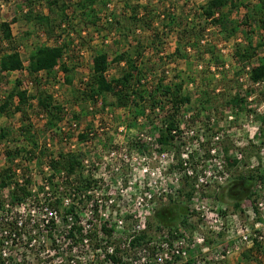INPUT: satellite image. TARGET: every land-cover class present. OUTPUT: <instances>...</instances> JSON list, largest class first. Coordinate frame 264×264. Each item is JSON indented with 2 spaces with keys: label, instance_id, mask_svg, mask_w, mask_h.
Wrapping results in <instances>:
<instances>
[{
  "label": "rangeland",
  "instance_id": "1",
  "mask_svg": "<svg viewBox=\"0 0 264 264\" xmlns=\"http://www.w3.org/2000/svg\"><path fill=\"white\" fill-rule=\"evenodd\" d=\"M48 1L54 0H0V24H10L25 66L36 47L56 43L49 41L42 28L24 16L32 13L56 17L63 6L66 16L76 17L73 12L78 0H57L58 5L52 8ZM209 1L101 0L103 6L98 9L97 19L77 16L72 25L58 31V35L63 36L60 44L69 46L62 63L72 70L70 84L65 82L66 74L61 67H57L51 76L43 73L35 77L27 70L0 73V105L14 91L17 82H21L22 89L33 95L47 92L64 108L63 121L58 125L63 135L59 134V137L47 129V117L37 105L29 110L32 134L49 155L40 156L38 150V156L32 161L28 157H19L17 161L22 164L16 167L20 170V174H16L17 181L29 180L28 188L33 196L43 199L41 184L51 173L44 171L49 157L67 152L78 154L81 162L87 159L91 172L98 176L105 174V180L102 177L97 180L96 187L103 188L102 192L95 193L97 201L102 204L114 201L113 205L109 203L112 207L103 211L107 218L100 217L101 221L92 227V231L97 235L99 224L110 221L111 227H108L115 235L110 244L118 254H133L124 246L134 236L147 244L160 242L168 235L166 233L182 232L191 239L189 253L194 260L203 255L202 248L193 243L196 233L204 237L206 246L213 251L225 244L235 246V240L227 232H219L217 225H208L212 222L210 218L224 217L225 220L227 216H234L238 225L254 232L261 217L258 214L252 221L248 213L251 205L256 211L261 199L255 189L251 196L242 199L235 198L236 192L231 194L245 176L252 174L264 178V87L254 88L250 80L252 70L264 61V44L258 47L264 43V32L254 22L243 25L245 16L258 0H234V7L230 4L217 13L216 18L226 16L223 25H215L204 16L203 7ZM135 10L139 27H134L132 22ZM118 20H124L135 34L124 38V32L117 27ZM239 25L241 27L232 34L233 26ZM248 37L253 48L258 49L257 55L251 61L241 63L236 51L239 46L248 47ZM154 42L155 46H151ZM141 45L143 56H140L142 64L139 65L145 69L141 85L151 93L162 81L165 87L182 84L183 95L191 97V102L177 115L180 133L177 134L178 141L170 148L155 143L174 114L172 105L166 103L165 98L160 97L157 100L160 103L155 106L152 102H142L139 109L132 106L127 110L114 108V99L110 97L105 105L101 100L87 101L81 95L85 82L90 79L95 55L107 53L112 61L126 50ZM0 50H8V45L1 41V34ZM126 67L124 63L120 66L111 63L108 78H119ZM236 97L244 99V103L234 101ZM251 97L254 99L249 101ZM72 122L78 126L76 132L94 133L89 140L87 137L88 144L77 139V133L70 129ZM21 126V115L7 117L0 113V130L11 131V139L0 147V153L7 148L24 147L18 143ZM65 137L69 139L66 145L62 140ZM27 149H31L30 145ZM122 150L127 152L128 163L119 157H111L112 151L118 156ZM3 158L0 156L1 167ZM118 164L122 169L116 171ZM82 169L85 171V167ZM257 181L264 186L261 180ZM11 192L5 191V200ZM84 208L86 211L87 207ZM204 208L209 210V220L204 217ZM113 218L124 220L123 228L115 224ZM142 221L146 222L143 231L138 229ZM29 229L38 230L36 226ZM235 238H239L238 234ZM93 240L90 247L85 245L79 250V256H83L81 264H104L94 251L100 243ZM58 245L65 249L64 243ZM19 250L11 249V264H57L60 259L58 252L51 250L50 242L45 246L46 256L41 258L35 254L37 251L26 255L25 250ZM259 251L254 246L242 245L235 253L233 249L229 259L222 264H264V253ZM247 252H250V259L244 260L243 254Z\"/></svg>",
  "mask_w": 264,
  "mask_h": 264
},
{
  "label": "trees",
  "instance_id": "2",
  "mask_svg": "<svg viewBox=\"0 0 264 264\" xmlns=\"http://www.w3.org/2000/svg\"><path fill=\"white\" fill-rule=\"evenodd\" d=\"M101 3V0H78L76 4L77 9L75 8L73 14H76V17L82 16L86 20H91L92 18L97 19L98 9L103 6H101ZM230 4L234 7V0H210L207 5L203 7V14L206 19L211 21L213 24L223 25L227 18L225 15L220 18H216L217 13L225 9ZM57 5V0H54L53 2L48 1L49 8ZM64 7L66 6L64 5ZM137 16V10H135L132 18L134 27L135 25H137L136 27H139V20L137 19ZM24 17H26V20L34 22L40 26L49 41H54L56 44L36 47L29 55L28 66H25V61L23 60L19 49L15 45V38L10 24L1 23V41L2 43L8 45V50H0V73L11 74L27 70L35 77H40L43 73L47 76H51L57 67H61V70L66 74L65 82L70 84L71 78L69 75L72 70L62 63L69 46L67 43L60 44L63 36L58 35V31L63 29V27H67L66 25H72L76 17L69 18L68 15L66 16V8H63V6L61 10H59L56 17H53L52 14L34 15L32 13ZM251 22L257 24L258 28L264 32V0H258V4L248 11L243 25L248 26ZM125 23L126 22L124 20L117 21V27L122 29L124 32V38L135 34L133 29L126 26ZM240 27V25L233 26L232 34H235ZM248 39L250 40L248 47L242 48L239 46L236 51L237 59L241 63L249 62L257 55L258 49L253 48L252 40L249 37ZM263 44L264 43L259 44L258 47H262ZM151 46H155V42ZM142 48L143 45L139 47L134 46L133 48L126 50L127 52L117 55V57L112 61L107 53L103 52L95 55L92 58L90 79L85 82V89L81 92V95L87 101L101 100L105 105L108 104L107 99L110 97L114 99L112 104L114 108L127 110L132 108V106H136L139 109L142 102L143 104L152 102L155 106L160 103L157 102L160 97L163 99L165 98L166 103L172 105L174 114L169 117L166 129L160 135L158 143L161 147L170 148L178 141L177 134L180 133L177 126V115L183 106L191 102V97L183 95L182 84L165 87L163 86V81L161 84H158L151 93L148 92L149 90L141 85L145 79V69L143 67L141 68V65H139L142 64L141 60H139L143 56V52L141 51ZM179 52L180 50L177 51V53ZM111 63L119 66L122 63L127 65V67L122 70L120 77L117 79L108 78ZM250 80L254 84L264 82V61L259 67L252 70ZM39 84L40 81L37 80L36 85L39 86ZM234 101L244 103V99H239L237 97L234 98ZM34 104L35 106L37 105L39 110L47 117V129L54 132L53 134L56 133L58 137L59 134L63 135L58 125L63 121L64 108L60 104H57L54 97L49 95L47 92L33 95L29 91L22 89L21 82H17L14 91H12L8 95L5 102L0 105V113L7 117H10L11 115H21L22 126L18 132L20 136V141L18 143L24 144V147H16L14 149L7 148L3 153H0V156L4 157V166H0V213L4 210V206L7 201L13 205L25 202V200L31 196V193L27 188L28 185H30L29 180H25V186L27 187H21L18 184L16 176L18 170H16V167H19L22 164V161L18 162L17 159L19 157L27 159L28 157L30 158V161H32L36 156H38V153H36L38 150L40 156L47 157L49 155V151H47V149H43L36 139V136L32 134L33 126L32 123H30L29 110L34 108ZM144 112L145 110L143 113ZM10 139V130H0V147ZM78 139L86 141L87 136L86 134H82L79 135ZM29 145L31 149H27ZM81 163V157L76 153L59 154L58 156L49 157L47 161V165L53 172V175L50 176L48 180L50 186V192L48 193L50 196H48V202L53 208L60 212L61 218L59 226L56 225V221H53L51 228L49 227L48 229V241L51 243V250L55 251L54 253L59 252L62 249V247L58 245L59 243L58 240L55 239V236L64 231V229L66 230L64 231L66 239L65 243L68 247L65 252H69L68 255H73V253L78 251L77 249H79L80 245L83 243L82 228L76 225L78 215L76 214L74 207L67 209L63 207L62 200L59 198L61 185L56 182L57 173L66 172L71 177L80 171L79 169L81 168ZM81 178L82 180H80ZM257 179L264 183L263 177L257 178L252 174L241 178V183L234 188L231 194L235 195V192L238 193L236 194L237 196H235L237 199L251 196L252 191L255 189L258 182ZM76 180L78 184H84L83 186L78 185V188L80 187L82 190L88 186L87 183H91L89 178L84 179L83 176L77 177ZM13 183H15V189L9 196H7L8 200H5L4 193L7 189L13 186ZM64 184L67 185L65 187L72 188L70 187L72 183L69 180L64 181ZM69 218H73L74 223L71 228L68 229ZM18 224L19 220L17 219L11 229H18ZM104 234L109 235L107 231L104 232ZM18 236L19 238L22 237L21 235ZM9 238H11V236ZM32 239L33 238L31 237V243ZM137 243H140L139 239L133 241L134 245ZM262 244L263 243L255 240L254 248L260 250L259 252L263 251L264 253V246ZM2 254L3 244L0 242V264L4 263L2 260ZM243 259L249 260L250 252L243 254Z\"/></svg>",
  "mask_w": 264,
  "mask_h": 264
},
{
  "label": "built area",
  "instance_id": "3",
  "mask_svg": "<svg viewBox=\"0 0 264 264\" xmlns=\"http://www.w3.org/2000/svg\"><path fill=\"white\" fill-rule=\"evenodd\" d=\"M224 67L228 68V65H225ZM252 86L254 88H262L264 87V82L255 84L252 82ZM253 99L254 98L251 97L249 98V101H252ZM70 129L73 132H76L78 130L77 124L72 122ZM63 131H65L64 128ZM76 133L78 139L79 135L82 134H80V132ZM84 134H86L88 140L92 136H94V133L90 131ZM158 139L159 138L155 139V143L157 144V146L159 145ZM62 140H64V144L66 145L69 139L65 137ZM88 140H86L87 144L89 143ZM47 146L50 147L49 144ZM72 149H75V146H73ZM64 154H67V152H65ZM111 157L113 159H117V157H119L123 162H129V157L126 150H122L118 156L116 151H112ZM3 166L4 165L2 164V167ZM82 166L85 167V171H82ZM90 167L91 166L89 165V161L86 159L82 161L80 171L72 175L71 177L66 172L56 174V182L61 185L59 198L62 200L64 208L67 209L74 207L75 212L78 215V221L76 222V225L82 228L83 235V243L80 245L79 249H77L78 251L73 253V255H68L69 252H65V250L68 248L65 243L66 239L64 235V231L66 230L64 229V231L58 234L59 236H55V239L58 240V243L60 245L61 243L65 244V249L61 246L62 249L57 253L58 255H60V259L57 264H81V259L83 256H79V250H81L82 247H85V245H88V247H90L92 241H94L93 238H95V240L97 242L99 241L100 243L96 246V248H94V251L98 253L97 256L100 255V258L104 261V264H222L229 259V256L233 253V249L235 253L236 251L241 249L242 245H246L249 248H252L254 246L255 240L260 243H264V186L260 181H258L255 187V192L261 194V199L257 204L256 211L252 205L248 210L252 221L257 219L258 214L261 215V217H259L258 221L255 224L256 230H254V232H250V230L246 226L242 227L241 225H238L234 216H227L225 217V220L223 219L224 217L211 219L209 217V210H206L204 208V217L206 218V220H209V218L210 221L212 220V222H208V225H217V229H219V232H227V234L230 235V238L235 240L234 248L225 244L220 246L216 251H213L206 246L204 237L196 233L193 239V243L194 245H198L202 248L203 255L199 258L191 260L189 253L191 248V239L186 238V236H184V233L182 232H175L174 235L166 233L168 235L165 236L160 242L150 241L147 242V244L140 242L134 245L133 241L138 239V237L136 238L134 236L130 239L128 244L124 246V248L127 247V249L129 250L131 249L133 251V254L131 256L129 254H118L119 252H117V250H115V248L110 244V241H113L115 238V235H113V230H110L108 227L109 225L111 227L110 221L104 222V224H99L100 230H97V235L93 234L94 231H92V227L101 221L99 220L101 219L100 217L107 218V214L103 211H107L108 208L112 207L111 205H113L114 201H103L104 204H102V202L100 201H97L98 199H96L95 193H99L98 190H100L101 192L103 191V188L96 187L98 184L97 180H100L101 177L105 180V174L103 176H98L99 174L95 175L94 172H91ZM120 169H122V167L118 164V168L116 171H119ZM44 171L51 173L47 176L48 178H45L43 180V183L41 184L42 189L40 196L43 197V199H36L33 196V192H31V190H29V188L25 186L26 179L23 178L18 180V184L21 187H27L29 192L31 193V196L26 199L25 202L16 203L13 205L9 201H7L4 206V210L0 213V242H2L3 244L2 260L4 262L2 264L12 263L11 249L15 252L16 248L20 249L19 252L21 250H25V252L27 253L26 255L30 254V252L37 251L35 253L37 254V257L41 258L43 256H46V254L44 253H46L45 246L47 247V244L49 243L48 229L49 227L51 228L53 221H56V225L59 226L61 218L60 212L53 208L48 202V196H50V194H48L50 192L48 180L50 176L53 175V172L51 171L49 166H45ZM17 174H20V170L17 171ZM45 175H47V173H45ZM79 176H83L84 179L89 178L91 180V183H87L88 186L83 189L84 192L82 189H80V187L78 188V185L82 184H78L76 182V179ZM26 178L28 177L26 176ZM67 180L72 183V185L70 186L72 188L65 187L67 185L64 184V181ZM9 189L13 191L15 189V184L12 186V188ZM9 189L8 191H11ZM148 198L152 199V196L149 195ZM109 203L111 205H109ZM139 205H141V202L139 203ZM84 206L87 207L86 211ZM226 211V208H224L223 213L226 214ZM17 219L19 220V224L17 226L18 229H11L15 220ZM113 219L115 224H118L119 227L123 228L125 223L124 220H117L116 218ZM68 221L69 226L67 228L69 229L73 225L74 219L69 218ZM145 223L146 222L142 221L138 226V229L142 231L145 230ZM34 226H36L38 230L31 231L29 228H32ZM106 231L109 235L104 234V232ZM237 234L239 238L236 239L235 236H237ZM18 235H21L22 237L19 238ZM10 236L11 238H9ZM31 237L33 238L32 243L30 241ZM7 249H10V251L8 252ZM65 257L69 258L66 259ZM27 264L35 263L28 262Z\"/></svg>",
  "mask_w": 264,
  "mask_h": 264
}]
</instances>
